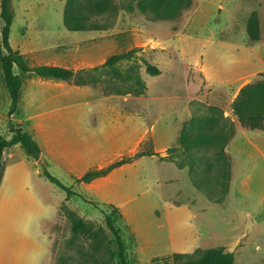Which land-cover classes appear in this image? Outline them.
Instances as JSON below:
<instances>
[{
  "label": "rangeland",
  "instance_id": "rangeland-1",
  "mask_svg": "<svg viewBox=\"0 0 264 264\" xmlns=\"http://www.w3.org/2000/svg\"><path fill=\"white\" fill-rule=\"evenodd\" d=\"M187 3L175 0L156 17L139 0H12L10 43L31 66L88 69L136 49L119 65L133 81L104 75L96 85H75L23 76L14 114L0 7V136L9 140L11 126H20L41 147L37 159L20 145L3 159L0 257L9 264L45 251L43 229L52 241L48 264H122L108 216L127 264L199 257L211 248L232 253L235 264H264V131L243 126L233 110L242 88L264 81V0ZM253 14L259 40L248 34ZM67 16L104 29L71 30ZM157 149L160 156L78 181L84 164L104 168Z\"/></svg>",
  "mask_w": 264,
  "mask_h": 264
},
{
  "label": "trees",
  "instance_id": "trees-1",
  "mask_svg": "<svg viewBox=\"0 0 264 264\" xmlns=\"http://www.w3.org/2000/svg\"><path fill=\"white\" fill-rule=\"evenodd\" d=\"M174 3L175 0H139L138 5L144 12L147 11V8H150L156 17H165L166 13L174 6ZM0 7L1 19L4 22L1 32L2 47L7 51L6 54H1V64L5 86L11 99L10 114L18 112L23 76L25 75H33L43 79H53L69 83L72 82L75 85H96L98 78H101L104 75L110 76L121 83L126 82L127 79L133 81V78L129 75H126V79L123 78V73L120 71L119 65L123 64L125 61H131L136 54V49H132L122 54H115L108 58L102 65L88 69L82 68L74 70L57 65L31 66L24 54L19 50L14 49L10 43L11 27L14 20L12 0H0ZM89 20L90 19L87 17L71 18L67 16L66 25L74 31L104 29V27L98 23L89 24ZM248 34L253 40H259L260 38L259 20L254 14L249 20ZM16 70L20 73H16ZM148 71L152 75L160 73L157 67L151 65H148ZM140 81V76L137 75L136 84L141 86L142 82ZM138 91L140 92L141 90ZM233 110L243 126L249 129L264 130V81L242 88L239 97L233 103ZM11 132L13 135L9 140L0 136V183L4 173L3 159L7 150L16 145H20L31 158L37 159L41 155V147L32 134L24 131L22 127L15 125L11 126ZM232 135L233 131L230 133V138ZM199 139L204 142L203 137L199 136ZM222 142L223 145L226 144V141L222 140L221 143ZM206 143H208V140H206ZM153 155L160 156V154L154 150L148 152L138 151L134 155L125 156L121 159L115 160L104 168L90 170L79 178L78 181L90 183L97 178L107 176L114 169L127 163H131L135 159ZM44 175L61 189L73 194L69 188H67L59 179L50 174L47 169L44 170ZM107 223L115 233L117 243L119 244L121 262L122 264H127L124 253V241L119 231L115 229L113 221L109 216L107 217ZM81 227L82 222L78 221L75 224V230H79ZM162 264H235V259L232 253L224 252L220 248H211L205 250L199 257H194L189 254L174 253Z\"/></svg>",
  "mask_w": 264,
  "mask_h": 264
},
{
  "label": "crops",
  "instance_id": "crops-1",
  "mask_svg": "<svg viewBox=\"0 0 264 264\" xmlns=\"http://www.w3.org/2000/svg\"><path fill=\"white\" fill-rule=\"evenodd\" d=\"M261 131H264V130H261ZM155 152H158V149ZM84 161L86 162V160H84ZM88 166H90V165L89 164H84L83 169H80V172H79L78 176L87 173L91 169V167H88ZM73 167L75 168L76 164ZM56 214H57V212H56ZM54 218H56V215H55ZM43 235H44L43 238H45L44 239L45 241L44 240L38 241V245L39 244L45 245V248H44L45 251L38 252V254L34 257V259L30 260L28 262V264H48V258L50 257V253L52 251V241L50 240L49 237L46 236V234L44 232V229H43ZM0 264H9V262L7 260H5V259L0 257Z\"/></svg>",
  "mask_w": 264,
  "mask_h": 264
}]
</instances>
